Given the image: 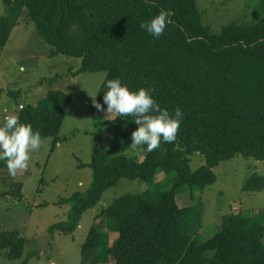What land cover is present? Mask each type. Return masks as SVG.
Wrapping results in <instances>:
<instances>
[{
	"label": "trees",
	"instance_id": "16d2710c",
	"mask_svg": "<svg viewBox=\"0 0 264 264\" xmlns=\"http://www.w3.org/2000/svg\"><path fill=\"white\" fill-rule=\"evenodd\" d=\"M161 11L171 15L156 39L140 25ZM7 13L0 17V53L17 23L31 20L52 56L82 60L73 76L107 73L97 102L103 104L106 81L119 78L131 90L151 89L162 108L171 113L179 107L185 116L174 143L161 142L152 152L136 148L145 152L142 162L126 156L137 125L116 116L113 142L95 149L90 163L78 164L93 171V185L86 194L60 200L76 205L69 222L49 228L52 235H72L84 213L123 179L152 184L161 174L173 178L165 193L126 194L105 209L107 231L90 229L80 264H264V215L229 214L221 231L198 244L192 233L202 230L201 207L182 208L177 201L214 184L222 162L237 156L264 160V15L213 34L196 0H13ZM71 102L69 94L49 91L17 113L41 139L53 138L54 150ZM100 113L93 106V114ZM194 155L205 159L197 171L190 168ZM13 188L20 200L23 184ZM243 190L263 191L264 177L253 174ZM28 217H0V253L11 261L24 255ZM37 255L31 253L25 264Z\"/></svg>",
	"mask_w": 264,
	"mask_h": 264
},
{
	"label": "rangeland",
	"instance_id": "374dc122",
	"mask_svg": "<svg viewBox=\"0 0 264 264\" xmlns=\"http://www.w3.org/2000/svg\"><path fill=\"white\" fill-rule=\"evenodd\" d=\"M12 1L0 0V17L8 15ZM196 1L203 24L213 34H220L224 27L232 23H257L264 15L262 0ZM51 50L39 36L33 21L21 19L0 53V125L8 115L17 114L20 106L26 108L36 104L49 91L60 90L72 98L54 150L53 138L41 139L40 148L30 153L28 167L18 170L15 177L9 174L0 160V217L9 214L29 216L24 233L27 242L23 257L11 261L5 252L0 253V264H25L31 253L38 255L30 258L27 264H80L81 249L90 229L95 226L107 231L105 218L101 215L116 199L152 189L165 193L172 187L173 178L165 179L164 174L152 184L141 179H123L103 195L96 207L84 213L72 235L50 234L51 226L70 221L76 205L74 200L59 204L60 200H70L77 193L86 194L93 185V171L89 167L80 169L78 164L90 163L95 149L112 143L117 128L111 122L117 115L106 112L93 114V97L97 99L107 73L88 72L73 76L71 71L75 72L82 60L64 55L52 56ZM126 156L142 162L145 152L130 148ZM203 165L205 159L202 156L191 157L192 171ZM214 173L215 183L204 191L186 192L177 198L182 208L201 207L202 230L192 233L193 240L198 244L221 231L223 218L229 214L240 212L255 218L264 215V190H243L253 174L264 177V160L237 156L222 162ZM18 183L23 184L20 200L12 195L13 185ZM188 225L195 229V222L190 221Z\"/></svg>",
	"mask_w": 264,
	"mask_h": 264
},
{
	"label": "clouds",
	"instance_id": "9594fccd",
	"mask_svg": "<svg viewBox=\"0 0 264 264\" xmlns=\"http://www.w3.org/2000/svg\"><path fill=\"white\" fill-rule=\"evenodd\" d=\"M170 15V12L161 11L151 20L142 22L140 27L159 39ZM105 87L103 104L93 97V106L98 112L132 118L137 128L131 134V148L144 146L146 152H152L160 147L161 142L174 143L177 140V133L185 118L179 107L170 113L150 94L151 89L131 90L119 78L107 80ZM23 109L19 107L18 111ZM41 143L40 133L34 132L30 124L21 123L18 113L5 117V122L0 125V160L5 161L13 177L18 170L28 167L30 153L39 149Z\"/></svg>",
	"mask_w": 264,
	"mask_h": 264
},
{
	"label": "built area",
	"instance_id": "2783aa9c",
	"mask_svg": "<svg viewBox=\"0 0 264 264\" xmlns=\"http://www.w3.org/2000/svg\"><path fill=\"white\" fill-rule=\"evenodd\" d=\"M20 109H23V106H20Z\"/></svg>",
	"mask_w": 264,
	"mask_h": 264
}]
</instances>
